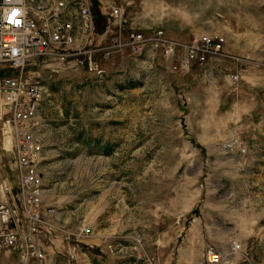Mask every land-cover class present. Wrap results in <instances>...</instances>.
I'll return each mask as SVG.
<instances>
[{
	"label": "rangeland",
	"instance_id": "rangeland-1",
	"mask_svg": "<svg viewBox=\"0 0 264 264\" xmlns=\"http://www.w3.org/2000/svg\"><path fill=\"white\" fill-rule=\"evenodd\" d=\"M117 1L122 35L161 28L183 41L216 32L239 60L174 72L161 66V55L143 63L149 54L133 57L121 48L105 57L96 51V74L57 60L25 66L23 75L44 87L39 114L46 125L38 130L47 154L40 163L44 201L68 214L59 222L66 235L47 226L36 234L45 251L41 264H145L138 258L144 253L157 264H210L207 250L225 252L232 242L253 264H264V169L248 174L243 146L234 148L224 122L211 144L202 128L219 96L217 118L231 115L232 74L264 71V0ZM92 2L91 46L106 47L116 31L102 34L105 18L99 1ZM0 70L15 73L6 65ZM9 119L0 102V166L20 217ZM4 254L0 264L18 263L16 251ZM239 261L231 253L216 264Z\"/></svg>",
	"mask_w": 264,
	"mask_h": 264
},
{
	"label": "built area",
	"instance_id": "built-area-1",
	"mask_svg": "<svg viewBox=\"0 0 264 264\" xmlns=\"http://www.w3.org/2000/svg\"><path fill=\"white\" fill-rule=\"evenodd\" d=\"M98 1L105 18L102 34L116 31L106 47L91 46L96 34L92 0H0V66L6 65L15 72L13 75L0 73V102L10 118L7 132L21 213L19 217L9 198L10 188L0 174V257L14 250L18 255L17 264H41L45 251L37 242L36 234L44 226L55 227V209L42 203L43 148L38 130L44 88H40L38 78L23 75L30 61L71 62L75 68L83 66L87 72L96 74L101 72L96 51L105 57L121 48L131 50L133 57L137 52H146L149 56L171 58L169 70L174 72H185L192 64L207 70L219 59L239 60L225 50L226 39L216 32H201L183 41L168 37L161 28L147 34L131 28L122 35L125 23L122 6L117 0ZM10 17L19 23L12 22ZM67 30H75V38H66ZM231 79L237 82L239 75L232 74ZM83 231L90 233L91 229L86 226ZM231 253L237 254L240 264H253L249 252L236 242L225 252L209 248L206 260L216 264ZM138 258L145 264H157L147 253L138 254Z\"/></svg>",
	"mask_w": 264,
	"mask_h": 264
},
{
	"label": "crops",
	"instance_id": "crops-1",
	"mask_svg": "<svg viewBox=\"0 0 264 264\" xmlns=\"http://www.w3.org/2000/svg\"><path fill=\"white\" fill-rule=\"evenodd\" d=\"M150 58L151 56L145 59H140L139 61L143 60L141 62L151 63L149 61ZM160 60L162 62L161 66L165 65V67L169 69V66L172 63V59L161 57ZM218 64L219 63L215 62L211 66L213 67ZM239 75L240 76L238 82H236L233 86H230L228 88L229 89L228 91L231 93L230 99L228 101L229 102L228 106L230 110H232L231 115L227 118H223V117L217 118L216 111L221 97L219 96L218 99H216L217 102H214V107L211 110V113H214L213 115L214 118L212 120H209V122H207L208 126L204 124L202 128L204 130H208L209 132L208 143L211 144L217 138L216 136L217 125L223 122L227 124L228 126L227 130L231 135L230 138L232 139L234 148L236 149L235 145L242 144L243 146L241 148L243 149L242 151L244 152L242 164L244 165V168L246 169L248 174L251 175L255 172L257 173V171L261 169H264V112H263L264 107L262 105V100L264 98V71H254V73H247V71H245L244 73L242 72ZM45 125L46 124H44V122L41 121L40 128L44 127ZM39 137L42 141L43 138H41L40 134ZM196 139L200 143H203L202 141H206L205 137L199 135L196 137ZM42 154H44V156H42L41 165L43 161L47 158V154L44 149H42ZM0 174L2 175L5 174V171H3L1 166H0ZM259 180L254 181L251 178L252 183H257ZM44 185L45 183H44V175H43V187ZM44 191L45 188H43V193H42L43 206H50L55 209V217H54L55 227L58 230H60V234L64 233L66 235L68 231L64 228V225L60 224L59 222L66 220L63 219L62 215H64V213L67 214V212L66 211L58 212L53 202L44 201ZM7 253H5L4 255H6Z\"/></svg>",
	"mask_w": 264,
	"mask_h": 264
},
{
	"label": "bare ground",
	"instance_id": "bare-ground-1",
	"mask_svg": "<svg viewBox=\"0 0 264 264\" xmlns=\"http://www.w3.org/2000/svg\"><path fill=\"white\" fill-rule=\"evenodd\" d=\"M66 38H75V30H67L66 31ZM139 53V52H137ZM40 88H44L43 85L39 82ZM44 89H42V96H43Z\"/></svg>",
	"mask_w": 264,
	"mask_h": 264
},
{
	"label": "snow or ice",
	"instance_id": "snow-or-ice-1",
	"mask_svg": "<svg viewBox=\"0 0 264 264\" xmlns=\"http://www.w3.org/2000/svg\"><path fill=\"white\" fill-rule=\"evenodd\" d=\"M15 15V13H13V16ZM10 19H12L11 17H10ZM12 22H14V23H19V21H16V20H14V19H12Z\"/></svg>",
	"mask_w": 264,
	"mask_h": 264
},
{
	"label": "water",
	"instance_id": "water-1",
	"mask_svg": "<svg viewBox=\"0 0 264 264\" xmlns=\"http://www.w3.org/2000/svg\"><path fill=\"white\" fill-rule=\"evenodd\" d=\"M181 108H182V109H184V111H185V108H184V106H182Z\"/></svg>",
	"mask_w": 264,
	"mask_h": 264
}]
</instances>
